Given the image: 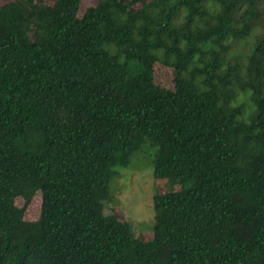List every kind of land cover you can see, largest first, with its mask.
Returning a JSON list of instances; mask_svg holds the SVG:
<instances>
[{
	"label": "trees",
	"instance_id": "1",
	"mask_svg": "<svg viewBox=\"0 0 264 264\" xmlns=\"http://www.w3.org/2000/svg\"><path fill=\"white\" fill-rule=\"evenodd\" d=\"M80 4L0 6V264H264V0ZM146 143L141 241L106 204Z\"/></svg>",
	"mask_w": 264,
	"mask_h": 264
},
{
	"label": "rangeland",
	"instance_id": "2",
	"mask_svg": "<svg viewBox=\"0 0 264 264\" xmlns=\"http://www.w3.org/2000/svg\"><path fill=\"white\" fill-rule=\"evenodd\" d=\"M14 0H0V6ZM100 0H81L78 16L82 17L85 10L94 6ZM128 12H136L141 9L143 3L150 0L137 2L135 0H119ZM154 84L165 90L173 91L175 84V71L160 61L153 64ZM155 147L149 144L136 151L128 167L120 171V175L109 182L110 199L106 204L108 214H117L121 220L129 222L134 235L141 241H147L151 236L153 226V196L157 193H167V188L155 185L153 176V157ZM174 189H177L175 187ZM21 207L22 202L16 201ZM40 199L35 197L27 207L25 217L35 220L39 213Z\"/></svg>",
	"mask_w": 264,
	"mask_h": 264
}]
</instances>
